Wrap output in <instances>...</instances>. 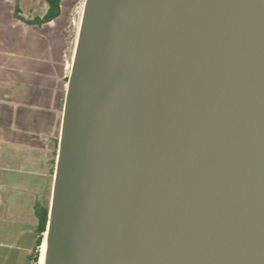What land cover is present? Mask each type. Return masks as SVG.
<instances>
[{"label":"water","instance_id":"water-1","mask_svg":"<svg viewBox=\"0 0 264 264\" xmlns=\"http://www.w3.org/2000/svg\"><path fill=\"white\" fill-rule=\"evenodd\" d=\"M45 237V264H264V0H85Z\"/></svg>","mask_w":264,"mask_h":264},{"label":"crops","instance_id":"crops-1","mask_svg":"<svg viewBox=\"0 0 264 264\" xmlns=\"http://www.w3.org/2000/svg\"><path fill=\"white\" fill-rule=\"evenodd\" d=\"M47 0H0V264H35L38 204L51 206L67 91L66 24ZM64 107V106H63Z\"/></svg>","mask_w":264,"mask_h":264},{"label":"rangeland","instance_id":"rangeland-1","mask_svg":"<svg viewBox=\"0 0 264 264\" xmlns=\"http://www.w3.org/2000/svg\"><path fill=\"white\" fill-rule=\"evenodd\" d=\"M84 4H85V0H62V3H61V6H62L61 14L62 15H60L59 20L54 22L51 26V27H55L58 24H63V23L66 24L65 35L67 38V42H66L65 53H66V63H67V71H68L67 85H68V78H69L70 71H71L76 42L78 38L79 27H80V23L82 19ZM63 106H64V102H61V106L60 108H58V116L60 120L63 117V110H64ZM41 252H42V248L40 249V255H41Z\"/></svg>","mask_w":264,"mask_h":264},{"label":"trees","instance_id":"trees-1","mask_svg":"<svg viewBox=\"0 0 264 264\" xmlns=\"http://www.w3.org/2000/svg\"><path fill=\"white\" fill-rule=\"evenodd\" d=\"M49 3V9L47 13L43 17L36 16L32 20L24 18L20 14V7L17 5L16 7V16L26 20L29 23H37L41 24L46 21H50L57 17L61 13V3L62 0H47ZM37 215H38V227H37V246L34 249V252L30 255V260L33 263H37L40 256V247L44 241L45 232L47 231L48 227V220H49V207L46 205L38 204L37 207Z\"/></svg>","mask_w":264,"mask_h":264},{"label":"bare ground","instance_id":"bare-ground-1","mask_svg":"<svg viewBox=\"0 0 264 264\" xmlns=\"http://www.w3.org/2000/svg\"><path fill=\"white\" fill-rule=\"evenodd\" d=\"M46 232H45V235H46ZM41 248H42V252H41V255H40V258H39V261L37 264H45L46 237H45V240L43 241V243L41 245Z\"/></svg>","mask_w":264,"mask_h":264}]
</instances>
